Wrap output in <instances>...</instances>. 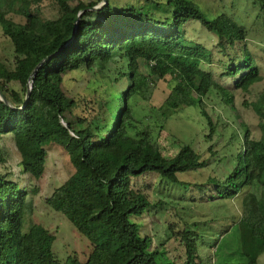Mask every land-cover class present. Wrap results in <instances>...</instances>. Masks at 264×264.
Instances as JSON below:
<instances>
[{"label": "trees", "instance_id": "trees-1", "mask_svg": "<svg viewBox=\"0 0 264 264\" xmlns=\"http://www.w3.org/2000/svg\"><path fill=\"white\" fill-rule=\"evenodd\" d=\"M71 1L0 0L2 34L12 46L10 55L0 56V92L8 99L0 97V166L7 161L2 142L8 135L22 170L35 180L46 171V144L61 145L74 172L46 203L89 239L90 250L82 260L78 254L64 256L48 229L27 232L29 192L6 173L0 174V264H210L187 222L165 223L164 241L154 246L138 219L156 216L165 200L153 199L133 179L155 175L156 187L183 189L180 200L185 201L194 200L197 191L207 201L230 200L251 188V165L264 167V133L250 138L247 131L238 141L230 172L197 183L180 175L207 168L210 158L199 154L181 162V153L195 139H182L168 129L178 115L195 111L211 142L217 127L205 109V97L217 92L231 103L233 91H247L263 79L259 58L248 46V28L226 12L210 13L195 0H142L148 7L96 0L79 8ZM253 5L258 7L256 23L264 30V0H253ZM191 24L214 36L212 48L189 38ZM203 63L217 64L219 71ZM95 69L109 73L107 100L97 104L64 92L66 74ZM161 81L169 90L154 104ZM256 110L264 117L261 105ZM67 113L75 120H66ZM167 145L176 152L167 153ZM209 151L215 156L213 147ZM252 195L257 198L256 192ZM257 205L264 219V201ZM31 235L48 239L32 243L27 240ZM173 239L185 248L181 261L163 257L161 248ZM245 264H260L258 256L247 253Z\"/></svg>", "mask_w": 264, "mask_h": 264}, {"label": "rangeland", "instance_id": "rangeland-1", "mask_svg": "<svg viewBox=\"0 0 264 264\" xmlns=\"http://www.w3.org/2000/svg\"><path fill=\"white\" fill-rule=\"evenodd\" d=\"M91 1L96 0H72L71 3L75 8H79ZM195 1L210 13L226 12L246 25L250 33L247 37L248 46L259 58L258 63L262 66L263 74V79L249 90L233 91L231 103H226L217 92L205 97V109L217 127V134L211 142L205 137V134H209V129L200 125L199 116L195 111L189 110L168 123L171 133L182 139H189L192 136L195 139L193 147H188L181 153V162L193 160L199 154L210 158L207 168L180 175L184 180L203 183L209 176L222 178L230 172L233 168L231 161L239 151L238 141L244 138L247 131L250 138H260L264 133V117L256 110L259 104L263 107L264 113V30L256 23L258 7L253 5V0ZM112 3L147 5L142 0H112ZM45 13L52 16V12L48 9H45ZM214 14H210V17ZM188 36L209 48H212L216 42L212 34L197 24L190 25ZM11 53L12 46L3 36L0 26V56H8ZM202 65L204 68L210 67L214 71H219L217 64ZM114 67V65L111 67L112 71ZM108 74L97 69L72 71L64 76L62 87L69 97L87 98L99 104L102 100H107L111 94V88L106 84ZM11 87L19 89V84L12 83ZM168 90L167 82L161 81L160 89H155L152 102L155 104L163 101ZM65 119L73 121L75 117L67 113ZM2 147L6 152L7 161L0 166V174L7 173L29 192L25 224L27 232L34 231L38 227L48 229L55 238L54 244L57 250L62 255L78 254L79 259L82 260L83 255L90 250L89 239L82 235L63 213L53 210L46 203V198L55 188L62 185L74 172L69 155L61 145L53 141L47 143L46 171L39 180H35L22 170L17 148L10 135L5 137ZM211 147L215 151V156H211L209 151ZM165 151L172 154L176 149L167 145ZM250 171L249 184H253L251 188L230 200L200 199L202 194L199 191L194 192V200H180L185 191L169 185L165 187L162 184L159 188L156 187L158 180L155 175L145 174L134 178V185L145 186L153 199L165 200V204L157 209L156 216L147 214L138 219L143 224L142 231L152 236L156 246L164 241L165 223L170 222L171 219L181 224L187 222L189 228L198 234L196 237L200 243L202 258L210 261V264H245L247 253L257 255L259 263L264 264V219L257 205V200L264 201V167L259 168L255 162L251 165ZM253 192L257 194L255 199ZM134 220L136 221V218ZM37 230L40 231L39 228ZM38 236L40 234L36 235ZM44 237L37 238L39 243L46 242L44 240L48 237ZM37 239L31 235L27 240L33 243ZM161 250L166 259L181 261L185 255L184 246L175 239L166 243Z\"/></svg>", "mask_w": 264, "mask_h": 264}, {"label": "water", "instance_id": "water-1", "mask_svg": "<svg viewBox=\"0 0 264 264\" xmlns=\"http://www.w3.org/2000/svg\"><path fill=\"white\" fill-rule=\"evenodd\" d=\"M31 88H32V86H31V85H29V92H28V96L30 95V90H31ZM0 97H1L3 100H5L6 102L8 101V99L6 98V96H4V94H2L1 92H0Z\"/></svg>", "mask_w": 264, "mask_h": 264}, {"label": "built area", "instance_id": "built-area-1", "mask_svg": "<svg viewBox=\"0 0 264 264\" xmlns=\"http://www.w3.org/2000/svg\"><path fill=\"white\" fill-rule=\"evenodd\" d=\"M62 123H63L65 126H67V123H66V121H65L64 119H62ZM71 133L74 135L73 132H71Z\"/></svg>", "mask_w": 264, "mask_h": 264}]
</instances>
